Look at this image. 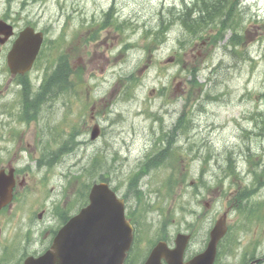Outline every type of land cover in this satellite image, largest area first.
I'll return each mask as SVG.
<instances>
[{
	"label": "rangeland",
	"instance_id": "rangeland-1",
	"mask_svg": "<svg viewBox=\"0 0 264 264\" xmlns=\"http://www.w3.org/2000/svg\"><path fill=\"white\" fill-rule=\"evenodd\" d=\"M12 1L0 0V9ZM22 1L15 0L14 5L20 7ZM202 1L27 4L26 12L57 44L47 65L54 64L61 51L67 52L82 82L73 77L80 85L78 94L49 104V98L45 100L39 120L23 128L22 142L40 151L42 145L54 148L61 139L56 126L64 125V136L71 128L82 130L80 138L88 144L47 174L45 193H50V202L60 199L66 188L62 173L81 174L97 154L106 162L83 180L90 183L107 176L122 196L141 165H155L142 173L141 201L134 195L130 198L141 232L131 256L137 264L160 234L174 238L178 232L191 233L189 251H202L212 226L226 210L229 232L219 248L218 264H242L252 254L264 257V0L240 1V16L233 17L236 32L243 37L239 46L230 43L233 30L218 40L221 28L214 23L195 34L185 29L177 16L193 13L195 24L199 13L194 12ZM112 5L122 25L112 21L100 29L104 12ZM224 9L220 6L217 12ZM164 23L171 24L159 41L157 32ZM39 66L41 70L32 74L35 83L42 77L45 61ZM96 124L100 137L90 141L89 131ZM164 151L167 158L159 163ZM24 160L28 155L17 159V164L24 166ZM45 173L31 175L30 187ZM77 187L76 183L66 188L62 199L69 200L70 215L82 207ZM244 192L249 197L241 199ZM49 226L56 227V222ZM4 237L1 234L0 240ZM16 260L15 255L7 256L9 264Z\"/></svg>",
	"mask_w": 264,
	"mask_h": 264
},
{
	"label": "water",
	"instance_id": "water-1",
	"mask_svg": "<svg viewBox=\"0 0 264 264\" xmlns=\"http://www.w3.org/2000/svg\"><path fill=\"white\" fill-rule=\"evenodd\" d=\"M97 135L95 130L92 138ZM8 199H3L0 209ZM90 199L91 205L60 231L51 249L43 257L30 258L25 264H124L133 241V229L125 218L123 201L107 186L93 190ZM224 231L221 220L211 233L206 251L188 263L183 262L187 238L179 237L176 249L170 250L160 243L144 264H163L162 260L166 264H213Z\"/></svg>",
	"mask_w": 264,
	"mask_h": 264
},
{
	"label": "flooded vegetation",
	"instance_id": "flooded-vegetation-1",
	"mask_svg": "<svg viewBox=\"0 0 264 264\" xmlns=\"http://www.w3.org/2000/svg\"><path fill=\"white\" fill-rule=\"evenodd\" d=\"M18 8L17 5H6L5 9L2 6L0 9V158L4 156L5 152L15 151L6 148L5 143L12 144L16 141L14 129L21 123L19 115L21 113L22 101L25 106V112H27V110H34L33 104L28 103L27 100L29 94L32 92V86L28 83V79L32 75L37 63H34L29 72L13 74L10 64L12 52L25 32L31 33V35L43 33L44 41L36 61L40 60L42 56L49 51L46 45L47 39L45 29L41 28L39 23L35 20L22 14ZM31 40H33V38H31ZM47 99L48 98L45 100ZM14 121L15 127L10 132L6 133V126ZM5 169V165L0 162V171ZM17 179L18 185L14 190L13 201L4 209L5 212L4 210L0 212V217L3 215L1 223L8 226V231L5 234L4 240H0V264H8L2 249H8L15 254H20L19 259H17L15 263H23L28 256H35L37 253H40L44 247V245L41 244L37 253H31V251L23 249L19 241L23 236L24 228L20 224L17 225L14 220L8 222L11 212L10 208L15 204L27 201L29 196L24 186L27 184V180L20 181L19 176H17ZM17 216L18 215H15L16 218Z\"/></svg>",
	"mask_w": 264,
	"mask_h": 264
},
{
	"label": "trees",
	"instance_id": "trees-1",
	"mask_svg": "<svg viewBox=\"0 0 264 264\" xmlns=\"http://www.w3.org/2000/svg\"><path fill=\"white\" fill-rule=\"evenodd\" d=\"M233 5H235V1H233V0H203L202 3H201V6H200V15L198 17L199 19H198L197 23H200V22H202L204 20L203 16H202V13L204 12L208 16L207 19L210 20V21L205 20L206 24H209L211 22V20L215 21L217 19H222L223 15L226 14L227 16L226 15L225 16H226V19H228V20L225 19L224 22L226 21V23H227L229 21V25H230L232 16L236 14V9L234 8ZM220 6H221V8H225L226 7V9H224L223 12L221 11V12L218 13L217 9ZM189 24H188L189 31L195 33L196 32V28L194 26L192 27L191 24L190 25ZM189 26H191V27H189ZM61 62H62V64H61L59 69L62 68V71L65 72V78H67L66 81L68 82L70 80V74L72 73L71 65L68 63L67 60H64V61H61ZM56 72L54 74V78H57V79L64 78L61 74H58ZM53 83L55 85L59 84L56 79L54 80ZM180 119L182 120V122L184 124L187 123L186 120H185V117H181ZM165 153H166L165 151L162 153L163 156H162V158H160L161 161L159 163L163 162L164 159L167 158ZM146 170H147V167H145L143 169V173ZM141 174L142 173H139V174L135 175V178L132 180V182L130 184V187H132V188H136L137 187V183L139 181V177H140ZM248 195H249L248 192H244L241 195V198L247 197ZM137 199H138V201H140V199H141L140 195L137 196Z\"/></svg>",
	"mask_w": 264,
	"mask_h": 264
},
{
	"label": "bare ground",
	"instance_id": "bare-ground-1",
	"mask_svg": "<svg viewBox=\"0 0 264 264\" xmlns=\"http://www.w3.org/2000/svg\"><path fill=\"white\" fill-rule=\"evenodd\" d=\"M184 4V3H183ZM238 4H240V0H235V5H233L234 6V8L236 9V11H238L237 9H238ZM183 6V5H182ZM181 8H183V7H181ZM234 10V9H233ZM226 20H228V19H226ZM225 23H226V21H225ZM190 25V24H189ZM191 26H192V24H191ZM191 26H189V27H191ZM217 26V25H216ZM237 26V25H236ZM182 27V26H181ZM193 27V26H192ZM221 28V27H220ZM194 34V33H193Z\"/></svg>",
	"mask_w": 264,
	"mask_h": 264
}]
</instances>
